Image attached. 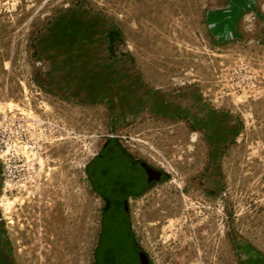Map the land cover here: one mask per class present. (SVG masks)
Segmentation results:
<instances>
[{"label": "rangeland", "instance_id": "obj_1", "mask_svg": "<svg viewBox=\"0 0 264 264\" xmlns=\"http://www.w3.org/2000/svg\"><path fill=\"white\" fill-rule=\"evenodd\" d=\"M106 68L198 97L209 131L87 98ZM112 138L167 175L131 208L151 264H264V0H0V264L100 263Z\"/></svg>", "mask_w": 264, "mask_h": 264}, {"label": "flooded vegetation", "instance_id": "obj_2", "mask_svg": "<svg viewBox=\"0 0 264 264\" xmlns=\"http://www.w3.org/2000/svg\"><path fill=\"white\" fill-rule=\"evenodd\" d=\"M91 167L95 169V177L91 175L92 180L103 198L105 207L101 239L105 225L113 221L116 230L114 240L110 243L112 249H115V264H139L137 256L131 255L129 249L124 246L129 226L134 233L131 208L134 206L133 202H137L135 197L147 194L156 184L166 180L167 175L116 138L108 139L104 143ZM113 213L117 216L112 220L110 216ZM132 248L134 251H145L139 246L135 233ZM148 260L151 264L149 256ZM100 263L103 264L101 261Z\"/></svg>", "mask_w": 264, "mask_h": 264}, {"label": "water", "instance_id": "obj_3", "mask_svg": "<svg viewBox=\"0 0 264 264\" xmlns=\"http://www.w3.org/2000/svg\"><path fill=\"white\" fill-rule=\"evenodd\" d=\"M64 51L67 52V49L64 48ZM80 67L77 65L74 68L78 69V74L82 76ZM93 68L95 69V67ZM113 71L106 68L102 73H98V71H94L95 73L87 72L88 76H102L101 80L88 79L82 83L79 81L76 82L77 88L82 90L87 98L101 100L122 114L127 113L131 106H150L160 111L185 115L209 131L212 125L210 113L206 111L198 97L183 93L177 95L154 93L138 81L134 72L132 75H128L123 70ZM91 164L89 166L90 174L95 177V169H92ZM116 216L117 214L113 213L110 218L113 220ZM115 230L113 221L105 225L98 249V258L103 264L117 263L115 249L111 247ZM127 234L128 238L125 239L124 246L129 249L131 255L137 256L139 264H149L148 255L145 251H134L132 248L134 237L132 227L127 228Z\"/></svg>", "mask_w": 264, "mask_h": 264}, {"label": "crops", "instance_id": "obj_4", "mask_svg": "<svg viewBox=\"0 0 264 264\" xmlns=\"http://www.w3.org/2000/svg\"><path fill=\"white\" fill-rule=\"evenodd\" d=\"M247 1H249V2H250V0H247Z\"/></svg>", "mask_w": 264, "mask_h": 264}, {"label": "trees", "instance_id": "obj_5", "mask_svg": "<svg viewBox=\"0 0 264 264\" xmlns=\"http://www.w3.org/2000/svg\"><path fill=\"white\" fill-rule=\"evenodd\" d=\"M100 261V260H99ZM99 264H101V263H99Z\"/></svg>", "mask_w": 264, "mask_h": 264}]
</instances>
